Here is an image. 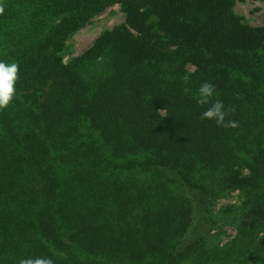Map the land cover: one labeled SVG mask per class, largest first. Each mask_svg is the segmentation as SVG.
I'll return each mask as SVG.
<instances>
[{"label":"trees","instance_id":"trees-1","mask_svg":"<svg viewBox=\"0 0 264 264\" xmlns=\"http://www.w3.org/2000/svg\"><path fill=\"white\" fill-rule=\"evenodd\" d=\"M248 1L264 3L0 0V62L19 65L0 110V264H264V26L234 12ZM116 6L126 24L66 60ZM205 81L238 127L200 119Z\"/></svg>","mask_w":264,"mask_h":264},{"label":"rangeland","instance_id":"rangeland-1","mask_svg":"<svg viewBox=\"0 0 264 264\" xmlns=\"http://www.w3.org/2000/svg\"><path fill=\"white\" fill-rule=\"evenodd\" d=\"M234 12L239 16L243 23L250 27L264 26V3L260 1H248L236 3ZM126 14L122 7L116 6L106 11L102 16L94 19L88 26L77 33L69 42L71 54L66 56V60L71 57H78L92 47L96 39L104 32L111 31L116 27L126 24ZM240 198L237 193L232 194L228 200L220 202L219 208L226 207L228 204L239 205ZM235 231L232 227H225L224 235L220 239V244L227 243Z\"/></svg>","mask_w":264,"mask_h":264},{"label":"clouds","instance_id":"clouds-1","mask_svg":"<svg viewBox=\"0 0 264 264\" xmlns=\"http://www.w3.org/2000/svg\"><path fill=\"white\" fill-rule=\"evenodd\" d=\"M4 8L0 6V14H3ZM19 80L18 63L0 62V110L7 108L16 98V84ZM185 85V93L190 92L187 85L190 82V76L185 75L182 78ZM217 86L210 81L203 82L197 90L196 102L200 106L210 105L201 114V120L214 121L217 127L236 128L239 126L235 120H229L227 117L235 112V106L224 105L222 100H212L216 94ZM158 111H161L160 109ZM18 264H55V261L49 257H23Z\"/></svg>","mask_w":264,"mask_h":264}]
</instances>
